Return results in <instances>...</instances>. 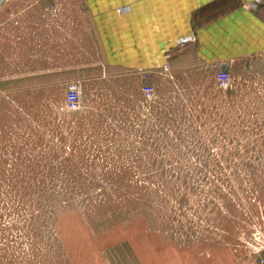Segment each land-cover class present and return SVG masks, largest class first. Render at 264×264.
Wrapping results in <instances>:
<instances>
[{
  "label": "rangeland",
  "instance_id": "374dc122",
  "mask_svg": "<svg viewBox=\"0 0 264 264\" xmlns=\"http://www.w3.org/2000/svg\"><path fill=\"white\" fill-rule=\"evenodd\" d=\"M228 72L167 71L150 98L82 0H3L0 264H262L264 51Z\"/></svg>",
  "mask_w": 264,
  "mask_h": 264
},
{
  "label": "crops",
  "instance_id": "0c3cea01",
  "mask_svg": "<svg viewBox=\"0 0 264 264\" xmlns=\"http://www.w3.org/2000/svg\"><path fill=\"white\" fill-rule=\"evenodd\" d=\"M82 1L110 71L147 74L145 85L167 71L228 70L264 51V0Z\"/></svg>",
  "mask_w": 264,
  "mask_h": 264
},
{
  "label": "built area",
  "instance_id": "2783aa9c",
  "mask_svg": "<svg viewBox=\"0 0 264 264\" xmlns=\"http://www.w3.org/2000/svg\"><path fill=\"white\" fill-rule=\"evenodd\" d=\"M189 40H194L192 36L186 37V38H181L179 43L180 44H185ZM230 74L228 70H220L217 76L218 82L221 84V86H225L228 81H229ZM155 91V87L153 85H144L143 86V92L146 96L152 97V94ZM65 103L66 107L68 109L76 110L80 107L81 104V90L80 87L73 83L69 84L67 89H66V94H65ZM261 262L264 264V249L262 250L261 253Z\"/></svg>",
  "mask_w": 264,
  "mask_h": 264
}]
</instances>
